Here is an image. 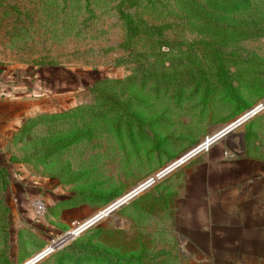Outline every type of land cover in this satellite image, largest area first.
Masks as SVG:
<instances>
[{
    "label": "rangeland",
    "instance_id": "rangeland-1",
    "mask_svg": "<svg viewBox=\"0 0 264 264\" xmlns=\"http://www.w3.org/2000/svg\"><path fill=\"white\" fill-rule=\"evenodd\" d=\"M120 8L165 26L167 42L194 51L158 57L149 32L127 37ZM17 67L37 85L0 82V100L12 101L2 114L0 264H21L32 246L48 247L67 231L74 236L86 218L105 214L117 197L156 180L155 173L263 103L264 0H0V70L11 75ZM171 177L137 188L121 208L53 250L54 264L66 261L62 249L75 239H97L122 255L142 243L151 251L173 244ZM18 186L35 194L29 201L42 199L46 211L37 217L28 202L35 220L22 221L16 254L11 205L21 201ZM90 254L66 262L89 264Z\"/></svg>",
    "mask_w": 264,
    "mask_h": 264
},
{
    "label": "crops",
    "instance_id": "crops-1",
    "mask_svg": "<svg viewBox=\"0 0 264 264\" xmlns=\"http://www.w3.org/2000/svg\"><path fill=\"white\" fill-rule=\"evenodd\" d=\"M25 71L17 67L7 75L1 69L0 82L13 80L19 89L26 86L24 82L29 88L36 87L35 77ZM59 80L62 82L63 78ZM11 103L5 98L0 100V146L5 139L2 114ZM260 115L263 118L255 120ZM248 131L253 133V139L245 138ZM238 134L244 135L243 140ZM171 172L173 177L167 184H173L170 193L173 225L168 235L173 244L166 247L162 243L151 251L149 245L144 249L142 243L126 255L110 248L125 258L138 257L121 264H264V109L243 122L234 136L213 142ZM16 189H22L19 190L21 201L11 205L14 232L11 244L13 253L17 254L21 223L31 226L30 220H35L28 205V199L35 194L29 197L28 189L22 186ZM94 243L98 245L99 241L96 239ZM46 246L29 248L26 261ZM55 258V254L49 255L37 264H54ZM89 264L105 263L91 261Z\"/></svg>",
    "mask_w": 264,
    "mask_h": 264
},
{
    "label": "water",
    "instance_id": "water-1",
    "mask_svg": "<svg viewBox=\"0 0 264 264\" xmlns=\"http://www.w3.org/2000/svg\"><path fill=\"white\" fill-rule=\"evenodd\" d=\"M264 109V100L263 103L258 104L256 107L252 109L246 110L243 114H241L239 117H237L235 120L230 122L227 125H224L217 130L213 135L209 137V139L202 141L197 146L192 148L191 150L187 151L183 155H181L179 158L168 164L166 167L155 173L156 177L158 179L163 178L168 173H170L172 170L176 169L179 165L184 163L186 160L194 156L195 154L199 153L202 150V145L209 142L208 145H211L213 142L226 137L234 136L236 130H234L236 127L240 126L243 122H245L247 119H249L251 116L259 112L260 110ZM238 137L243 140L244 135L238 134ZM155 182L154 178L151 176L147 178L145 181H143L141 184H139L136 187L131 188L126 193L122 194L121 196L117 197L115 200H113L110 204L105 206L102 211L105 212V214H99L96 213L92 217H90L88 220L83 222L78 228H80L75 235L78 233L84 231L88 227L94 225L98 221H100L103 217L112 214L117 209L121 208L127 201L132 199L135 195H137L138 192H136L137 188H141V190L148 188ZM140 190V191H141ZM74 235V236H75ZM74 236H71L70 231L65 232L63 235H61L58 238H55L48 247H46L44 250L37 253L34 257L29 259L23 264H36L42 259H44L46 256H48L53 250L58 249L62 247L63 245L67 244L70 240L74 239ZM65 239H67L65 241Z\"/></svg>",
    "mask_w": 264,
    "mask_h": 264
},
{
    "label": "trees",
    "instance_id": "trees-1",
    "mask_svg": "<svg viewBox=\"0 0 264 264\" xmlns=\"http://www.w3.org/2000/svg\"><path fill=\"white\" fill-rule=\"evenodd\" d=\"M119 13L125 21L126 29H127V37L129 39L135 36L136 34H138L140 31L149 32L155 37V45L157 47L158 57H165L168 54L169 55L189 54L194 51V48H192L191 46H187L185 48V47H182L181 43L167 42L163 38V30L165 26L153 25V24L151 25V24H146L140 20H135L129 12L121 8L119 9ZM164 46H166L167 49H165ZM212 49H214V47H212ZM214 50L218 52L216 49ZM218 74L221 77L224 74V69L221 64H219V67H218ZM253 137L254 135L250 131H248L245 135V138L247 139H253ZM88 241L90 245H80L77 239L73 240L71 243L66 245L62 249V251L65 253V255H67L65 256L67 258L64 257L63 260L68 261V259H71L74 262H77V260L78 261L84 260L82 256H79L80 252H83L85 254H90V252L92 253L90 255H86L85 261L89 260V261H94V262H103L105 264H121L123 262H129L130 260L138 259V257L125 258L121 255L111 252L107 248L99 247L92 241L91 238Z\"/></svg>",
    "mask_w": 264,
    "mask_h": 264
},
{
    "label": "built area",
    "instance_id": "built-area-1",
    "mask_svg": "<svg viewBox=\"0 0 264 264\" xmlns=\"http://www.w3.org/2000/svg\"><path fill=\"white\" fill-rule=\"evenodd\" d=\"M29 204H30V207H31V209H32V211H33V213H34L35 216L40 217V216H43L44 215V213L46 211V205H45V203H44V201L42 199H40V198H33L30 201ZM79 229L80 228H78L77 231Z\"/></svg>",
    "mask_w": 264,
    "mask_h": 264
},
{
    "label": "bare ground",
    "instance_id": "bare-ground-1",
    "mask_svg": "<svg viewBox=\"0 0 264 264\" xmlns=\"http://www.w3.org/2000/svg\"><path fill=\"white\" fill-rule=\"evenodd\" d=\"M255 115V114H254ZM208 143L209 142H207L205 145H203V146H201L202 147V150L201 151H203V150H205L206 148H208L210 145H208ZM173 171V170H172ZM157 180H159L158 178L155 180V181H157ZM73 230V229H72ZM76 234V233H75Z\"/></svg>",
    "mask_w": 264,
    "mask_h": 264
}]
</instances>
